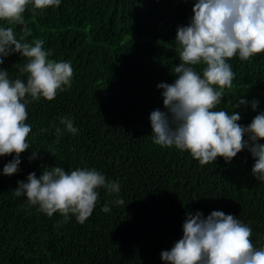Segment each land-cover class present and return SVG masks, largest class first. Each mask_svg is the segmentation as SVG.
<instances>
[{"label": "trees", "instance_id": "1", "mask_svg": "<svg viewBox=\"0 0 264 264\" xmlns=\"http://www.w3.org/2000/svg\"><path fill=\"white\" fill-rule=\"evenodd\" d=\"M194 2L61 0L43 10L30 4L23 25L0 20L17 38L30 29L26 42L43 40L49 59L69 62L74 70L71 87L55 99L27 97L32 148L21 154L20 170L4 175L15 154L0 157V264H166L161 252L182 238L186 214L197 211L236 216L252 229L256 247H264V182L252 174L255 160L247 148L231 162L218 157L200 165L188 151L153 143L150 114L166 111L157 85L176 79L177 28L189 23ZM26 62L14 53L0 67L26 83L27 74L19 71ZM228 62L233 87L216 110L239 112L238 123L247 126L264 112V53ZM239 98L247 103L235 109ZM64 117L78 129L75 135L60 123ZM53 166L96 169L120 190L98 189L99 200L83 224L72 214L67 222L58 212L49 217L26 196L13 195L29 173L39 177ZM105 204L107 213L101 211Z\"/></svg>", "mask_w": 264, "mask_h": 264}, {"label": "clouds", "instance_id": "2", "mask_svg": "<svg viewBox=\"0 0 264 264\" xmlns=\"http://www.w3.org/2000/svg\"><path fill=\"white\" fill-rule=\"evenodd\" d=\"M60 3L61 0H0V20L23 25L30 4L43 10ZM192 12L189 23L177 28L180 63L174 68L176 79L157 85L163 89L166 111L156 109L150 114L153 143L188 151L200 165L213 163L218 157L231 162L247 148L255 160L252 174L264 182V143L259 142L264 140V112L243 126L238 123L239 112L216 110L225 90L233 87L235 72L228 61L237 55L241 61H250L264 53V0H195ZM30 34L31 30L24 28L17 38L13 27L0 26V65L14 53L27 60L19 67L21 73L27 74L26 83L20 78L10 79L7 70L0 67V157L15 154L2 168L8 176L20 170L21 154L32 148L28 140L32 127L26 123L31 101L27 97L51 101L65 87H71L74 76L69 62L49 59L51 53L44 49L43 40L26 42ZM196 66H201L200 71ZM246 103L239 98L233 107ZM258 103L252 101L253 110ZM60 123L73 135L78 132L71 119L61 118ZM55 132L57 137L62 134L59 127ZM36 155L33 151L29 160ZM100 188L112 194L119 192L120 185L108 181L96 169L68 172L53 166L50 170L45 167L39 177L29 173L27 182H17L13 195L26 196L30 205H38L49 217L58 212L67 222L72 214L83 224L96 207ZM115 203L125 202L117 199ZM101 211L107 213L110 208L105 204ZM182 227V238L160 254L166 264H264V247H256L252 229L232 214L214 210L205 217L200 211L190 212Z\"/></svg>", "mask_w": 264, "mask_h": 264}]
</instances>
